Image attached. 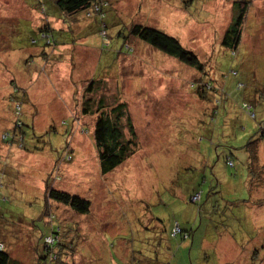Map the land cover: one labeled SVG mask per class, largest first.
Here are the masks:
<instances>
[{
    "label": "rangeland",
    "instance_id": "rangeland-1",
    "mask_svg": "<svg viewBox=\"0 0 264 264\" xmlns=\"http://www.w3.org/2000/svg\"><path fill=\"white\" fill-rule=\"evenodd\" d=\"M240 1L107 0L103 42L86 17L69 32L49 0L47 16L34 0H0V233L11 260L35 262L49 220L63 244L72 236L74 264H264V188L248 192L239 149L264 127V0H249L232 53L221 38ZM132 25L175 37L202 71L128 35ZM100 102L125 105L139 146L106 175L93 141ZM257 152L264 164V145ZM50 189L88 200L89 213Z\"/></svg>",
    "mask_w": 264,
    "mask_h": 264
},
{
    "label": "trees",
    "instance_id": "trees-1",
    "mask_svg": "<svg viewBox=\"0 0 264 264\" xmlns=\"http://www.w3.org/2000/svg\"><path fill=\"white\" fill-rule=\"evenodd\" d=\"M48 0H34L37 7L47 16L46 2ZM57 13L63 18L69 21L67 24L68 31L74 30L72 25L75 23V19L79 20L80 17H86L92 22V24L97 28L99 35L103 42L106 40V20L109 17V6L107 0H49ZM237 3V2H236ZM235 3V4H236ZM249 0H241L236 5L237 14L230 25L226 28L225 32L221 38V45L224 48L229 49L234 53L241 43L242 39V26L245 21L246 15L249 8ZM50 14L52 13V8L50 9ZM37 31L40 34V39L44 41L45 46H52L54 43V35L51 27L44 25L38 27ZM75 31V30H74ZM103 33L104 35L102 36ZM132 35L155 50L161 53L175 58L180 63L192 67L197 71H202L203 67L196 55L188 50H186L180 42L170 35H167L159 30L144 26V25H132L128 31V35ZM32 44L35 40L30 41ZM106 47L105 43L103 44ZM125 49L127 53L132 51V48L125 44ZM208 87V84L206 85ZM90 89V88H89ZM206 88H198V92H205ZM101 102L94 113H99L95 119L93 141L99 162V169L103 175L112 172L114 169L119 167L125 160L134 155L139 149L137 137L135 130L133 128L132 121L126 111L125 105L120 103L112 108L109 112L101 111ZM83 113L88 114V102L84 104ZM18 107V106H17ZM244 109L251 110V107L243 104ZM20 111V108H18ZM254 117V114H251ZM19 118L21 119V114L19 113ZM23 127H19L21 130L20 137L25 139L23 133V122L21 121ZM258 129L256 135L250 137L247 143L239 147V149H244L245 152L249 154L250 162L248 164L249 171V182H248V192L253 191V189L259 188L258 185L263 184L264 178H261L264 173V164L258 160V149L260 146L264 145V127L262 122L258 124ZM125 131H128V137L125 136ZM11 132H6L7 138H10ZM258 135V136H257ZM233 166V162H229ZM49 198L57 203L68 206L73 212L78 215H87L90 209V203L88 200H83L80 197L69 195L58 190L50 189ZM193 202V201H192ZM196 202V201H194ZM193 202V203H194ZM259 204H264V200ZM51 218V216H50ZM49 219V218H48ZM47 220V219H45ZM50 223L51 235L46 236L40 246L41 250L35 251V264H74L73 256V238L72 236L68 238L69 242L63 244V235L59 231V225H53ZM46 222V223H47ZM60 232V233H59ZM50 237L53 242L48 244L46 239ZM76 238V237H75ZM4 237L0 233V244L3 245L0 251V264H21L11 260L9 252L7 251V244L4 242ZM85 240L79 236L78 242ZM6 241V240H5Z\"/></svg>",
    "mask_w": 264,
    "mask_h": 264
},
{
    "label": "crops",
    "instance_id": "crops-1",
    "mask_svg": "<svg viewBox=\"0 0 264 264\" xmlns=\"http://www.w3.org/2000/svg\"><path fill=\"white\" fill-rule=\"evenodd\" d=\"M263 163V162H262ZM249 175V174H248ZM261 178H263V176L261 177ZM249 176L247 177V182H249ZM263 182H264V180H263ZM247 186V185H246ZM258 187L259 188H264V185L262 186V184H260V185H258ZM253 191H256V189H253ZM252 192V191H251ZM260 201V200H259ZM259 201H257V203L259 204ZM58 225V224H57ZM4 242H6L5 240H4ZM6 244L8 245V242H6ZM34 244H32V246H33ZM34 248L35 247H33V251H34ZM38 248V247H37ZM35 251H37V250H35ZM36 254V253H35ZM35 254H34V260H35ZM36 262H31L30 264H35ZM21 264H29V263H23L22 261H21Z\"/></svg>",
    "mask_w": 264,
    "mask_h": 264
},
{
    "label": "built area",
    "instance_id": "built-area-1",
    "mask_svg": "<svg viewBox=\"0 0 264 264\" xmlns=\"http://www.w3.org/2000/svg\"><path fill=\"white\" fill-rule=\"evenodd\" d=\"M18 110H19V109H18ZM196 197H197V198H196ZM198 198H199V196L197 195V196L193 197L191 200L194 202V201H197ZM177 230H178V229H177ZM46 242H47L48 244H50V243L53 242V239L50 238V237H48V238L46 239ZM2 247H3V245L0 244V251H1Z\"/></svg>",
    "mask_w": 264,
    "mask_h": 264
}]
</instances>
